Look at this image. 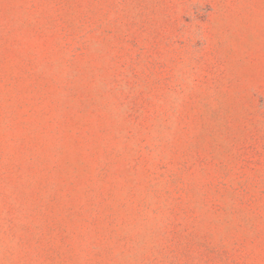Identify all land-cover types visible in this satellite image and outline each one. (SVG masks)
I'll use <instances>...</instances> for the list:
<instances>
[{
  "label": "rangeland",
  "instance_id": "1",
  "mask_svg": "<svg viewBox=\"0 0 264 264\" xmlns=\"http://www.w3.org/2000/svg\"><path fill=\"white\" fill-rule=\"evenodd\" d=\"M0 264H264V0H0Z\"/></svg>",
  "mask_w": 264,
  "mask_h": 264
}]
</instances>
